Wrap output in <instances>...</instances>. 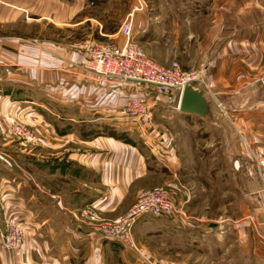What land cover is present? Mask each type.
<instances>
[{"label":"crops","instance_id":"crops-1","mask_svg":"<svg viewBox=\"0 0 264 264\" xmlns=\"http://www.w3.org/2000/svg\"><path fill=\"white\" fill-rule=\"evenodd\" d=\"M117 1L0 0V112L38 134L32 143L17 138L7 121L0 126V228L11 213L25 228L19 249L4 248L0 234V264H193L180 257L184 247L165 241L174 231L213 236L244 264L264 257V181L248 174L255 167L252 153L264 157V54L231 52L251 40L259 43L262 25L240 22L256 6L241 7L242 0H164L154 6L143 0L146 6L127 12L134 11L132 40L146 53L173 39L191 47L173 58L202 66L223 105L204 92L210 115L202 118L179 110L180 92L170 98L152 87L139 89L155 113L145 132L123 112L132 87L82 71V39L39 43L29 37L34 23H43L87 30L85 40L122 44L120 25L106 17ZM213 46L219 52H209ZM159 187L175 210L140 216L135 246L102 237L84 214L90 209L118 219L140 193ZM196 205L209 211L189 213ZM217 206L224 208L216 215Z\"/></svg>","mask_w":264,"mask_h":264},{"label":"built area","instance_id":"built-area-1","mask_svg":"<svg viewBox=\"0 0 264 264\" xmlns=\"http://www.w3.org/2000/svg\"><path fill=\"white\" fill-rule=\"evenodd\" d=\"M142 6H135L141 9ZM134 11L127 15L120 26V33L125 37L122 44L86 41L78 45V64L82 71L92 78L118 79L124 86L132 87L134 94L124 108V115L139 124L145 132L153 128V112L145 97L138 93L142 87H155L160 93L172 98L173 93H182L183 88L193 84L216 99L219 107L222 103L206 81L204 71L189 72L174 60L168 66L151 58L145 49L132 40ZM264 85V77L260 79ZM178 108V107H177ZM7 121L11 132L19 139L36 142L38 134L29 124L18 121L13 115L0 112V126ZM256 170L248 171L249 176H260L264 181V157L255 155ZM4 204L0 205L3 209ZM175 210L168 191L153 188L140 193L127 212L115 220H103L92 210L84 214L93 223L95 230L104 238H112L135 246L133 229L140 216L144 214L165 215ZM1 245L6 249H19L25 241L24 222L16 214H8L4 219V228H0Z\"/></svg>","mask_w":264,"mask_h":264},{"label":"rangeland","instance_id":"rangeland-1","mask_svg":"<svg viewBox=\"0 0 264 264\" xmlns=\"http://www.w3.org/2000/svg\"><path fill=\"white\" fill-rule=\"evenodd\" d=\"M248 2H252L254 4V6H256V11L254 13H250V12L242 13L240 15L241 16L240 22L250 25L252 23L251 20H257V22H259L260 25H262L261 29L258 27V29L261 30V34L258 35L259 39L257 40V42H259V43L258 44L256 43V46L250 45L252 43L251 38H253V37L250 36V38H249V36H248V39L251 40V42H249V45L233 46L231 52L237 53V54H239V53H244V54L245 53H248V54L262 53V54H264V0H242L241 1V7L246 8L245 5ZM134 5H136V7L140 6V5L142 7H144V6H146V2L143 0H118L115 10L111 14L106 15L108 22L109 23L112 22L113 26H117V25L121 26L123 19L127 15V12H129L131 10V8L134 7ZM147 5H154V6L162 5V6H164V0H147ZM238 5L240 6L239 3H238ZM38 26H39V28H37ZM88 26H90V24L85 25V28H87ZM80 29L81 28H67V27L66 28H58L53 24H49V25L46 24L45 25L43 23H38V24L34 23V27H33L32 32L34 34H36V36L33 34V35H29V37L30 38L32 37V39H31L32 41H34V42L36 41L39 43L42 42V40H44V39L66 40L67 37H70V38L78 37L77 40L82 39L79 42V44L84 43L86 41H90V40H85L86 37H84V39H83V35L87 34V32H86L87 30H80ZM244 29L249 34L252 30L251 28H249L247 30L245 27H244ZM88 31H91V30H88ZM204 32H203V34H204ZM252 32H254V31L252 30ZM173 40H169V43L165 44L164 46L148 47V49L152 50V51L150 52L151 54L148 52L147 53L151 57L156 59V61L162 65L168 66L172 61L177 60L181 64L183 69H185L189 72H192V71L196 72L199 70L201 71L202 66L201 67L200 66L199 67H192L190 65L191 61H189L188 64L185 65L176 57L173 58V56L175 55L176 52H181L184 49L189 50V48H191V47L177 46L174 43H172ZM101 41H103V40H101ZM98 42H100V41H98ZM144 49H145V51H147L146 48H144ZM219 49L221 51V47H219ZM77 50H78V47H77ZM209 52H219V51L218 50L214 51V46H213V47H209ZM169 55H170V57H169L170 60L168 62H162L161 61L163 58H166ZM204 76H205V74H204ZM149 88H151V87H142V89H148V90H149ZM152 88H155V87H152ZM146 100H147V98H146ZM172 108L176 109V105H173ZM156 112L158 114V111H156ZM154 114L155 113H153V125H154V120H155ZM159 116L161 117V115H159ZM187 132H190V129H188ZM254 157H255V154L252 153L250 158H251V161H253V163L255 165ZM255 167H256V165H255ZM255 170H256V168H255ZM223 208H224L223 206L222 207L221 206L214 207L213 214L215 213L217 215V214L221 213V211H223ZM228 208L232 209V211L235 210L234 206H231ZM87 210L88 209H85L84 213ZM208 211H209V207H206V206L203 207L202 205H196L193 208L191 207L190 209H188L189 213L193 212L196 214L198 213L200 215L206 214ZM101 219H102V222H104L106 220L105 218H101ZM107 220H111V219H107ZM205 228L201 227L199 229L200 232L205 231L206 230ZM170 230H172V229H170ZM165 235H166L165 241L168 240L169 243H172V241H174L173 243H175V246L180 245V247H182V248L184 247L185 251L181 252L182 254H180L181 255L180 257H183V258L186 257L193 264H235L236 262H239V259L241 260V256L239 254H235V255L233 254L232 255V254H227V253L223 252L222 249L217 246L215 240L213 239V236L209 237L204 232L203 233H197V234L194 233L193 237H187L185 234H182L180 232L178 233L176 231H174V234L171 232V233H168ZM134 237H135V235L133 233V238ZM135 241L137 244L138 242H137L136 238L134 239V242ZM211 241H212V243H211ZM212 245L214 247L217 246L218 248H216V247L213 248ZM222 246H224V245H222ZM210 247H211V250H209ZM173 252L176 253L175 250ZM241 261H242V264H244V259H242ZM237 264H239V263H237ZM246 264H264V257H262V258L253 257V259L249 260V262H247Z\"/></svg>","mask_w":264,"mask_h":264},{"label":"water","instance_id":"water-1","mask_svg":"<svg viewBox=\"0 0 264 264\" xmlns=\"http://www.w3.org/2000/svg\"><path fill=\"white\" fill-rule=\"evenodd\" d=\"M179 110L183 113L197 114L202 118L210 115V104L203 89L193 84L186 85L181 93Z\"/></svg>","mask_w":264,"mask_h":264}]
</instances>
